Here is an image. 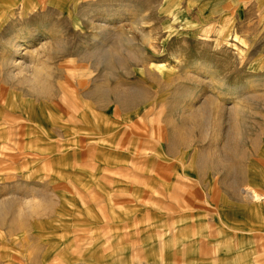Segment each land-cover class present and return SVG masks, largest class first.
Segmentation results:
<instances>
[{
	"label": "rangeland",
	"instance_id": "obj_1",
	"mask_svg": "<svg viewBox=\"0 0 264 264\" xmlns=\"http://www.w3.org/2000/svg\"><path fill=\"white\" fill-rule=\"evenodd\" d=\"M41 1L0 0V264H264V0Z\"/></svg>",
	"mask_w": 264,
	"mask_h": 264
},
{
	"label": "bare ground",
	"instance_id": "obj_2",
	"mask_svg": "<svg viewBox=\"0 0 264 264\" xmlns=\"http://www.w3.org/2000/svg\"><path fill=\"white\" fill-rule=\"evenodd\" d=\"M23 3L22 5V19H27L29 18V16L31 15V12H28L29 10L32 11V12H36L35 8L32 7V4L28 3L27 0H21ZM48 3L50 4L51 2L49 0H42L40 4H42L44 7H47L48 6ZM9 8L6 9V11L8 10ZM28 10V11H27ZM10 11V10H9ZM8 11V12H9ZM25 11H27L25 13ZM1 25V23H0ZM10 51L12 52H17L19 53L20 50H22V45L21 43L18 41V38H12L11 39V43L7 46ZM6 53V52H5ZM13 54V53H12ZM5 56V55H4ZM12 62V61H11ZM14 62H12V65H13ZM11 64V63H10ZM2 66V65H1ZM8 66H10L8 64ZM15 66V65H13ZM17 68V66H16ZM36 68V67H34ZM42 68V67H41ZM46 68V67H45ZM44 68V69H45ZM24 69V68H23ZM22 69V70H23ZM35 70V69H34ZM46 70V69H45ZM12 71V70H11ZM50 71V70H49ZM19 72V71H18ZM10 73V72H9ZM15 74V73H14ZM13 74V75H14ZM21 74V73H19ZM25 74V73H23ZM29 74V73H28ZM8 75V74H7ZM22 75V74H21ZM31 75V72L29 74V76ZM15 76V75H14ZM19 76V75H18ZM10 77V75H9ZM15 78V77H14ZM50 78V77H48ZM48 78H47V74L46 72L44 71H36L34 74H33V78L32 79H28V78H23L22 79V82L23 84H25L27 87H28V90L30 91L31 94H33V96H36V97H40V96H44L45 94H47V85L49 84L48 83ZM51 91V90H50ZM216 104V103H215ZM215 104L211 105V110H213V108H215ZM218 107V106H217ZM238 113V112H237ZM236 113V114H237ZM193 116V115H192ZM197 116L196 118H198L200 120L201 116H202V111H197ZM29 118V117H28ZM197 119V120H198ZM30 120V118H29ZM195 122V121H194ZM201 122V121H200ZM195 127V126H194ZM45 134L48 135V133L45 132ZM92 143V142H91ZM245 191V190H244ZM246 193V198H249L250 200L252 201H258V200H262V195L259 194L256 190L254 189H247L245 191ZM259 203V202H258Z\"/></svg>",
	"mask_w": 264,
	"mask_h": 264
}]
</instances>
